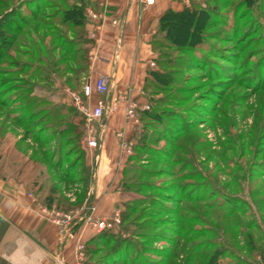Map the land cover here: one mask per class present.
<instances>
[{
    "label": "rangeland",
    "instance_id": "1",
    "mask_svg": "<svg viewBox=\"0 0 264 264\" xmlns=\"http://www.w3.org/2000/svg\"><path fill=\"white\" fill-rule=\"evenodd\" d=\"M92 1L0 0V157L9 166L19 158L31 170L30 148L44 160L54 151L60 176L91 182L84 128L59 130L71 120L61 101L86 64L82 13ZM72 4L78 24L64 20ZM185 5L205 11L206 24L193 45L155 46L152 67L170 81L147 79L150 115L112 212L120 223L93 241V264H200L215 252L217 264H264V0Z\"/></svg>",
    "mask_w": 264,
    "mask_h": 264
},
{
    "label": "crops",
    "instance_id": "2",
    "mask_svg": "<svg viewBox=\"0 0 264 264\" xmlns=\"http://www.w3.org/2000/svg\"><path fill=\"white\" fill-rule=\"evenodd\" d=\"M186 3L93 0L88 4L87 61L82 70H77L78 84L68 88L61 103L71 121L84 128L85 114L67 110L73 107L71 94L80 93L87 81L93 85L99 75L110 78L109 92L102 96L110 110L105 117L92 121L99 131L97 147L82 142L79 145L83 151L81 163L92 180L89 183L84 176H60L56 166L49 169L44 161H32L28 156L31 170L25 161L19 163V158L9 166L0 157V264H54L51 255L56 252L66 264H87L86 247L97 234L89 218L108 216L119 207V176L136 142L134 131L139 125L141 105L145 104L144 83L153 69L150 63L156 58L151 38L159 16L167 8L178 10ZM91 13L96 16L91 17ZM98 98L92 88L85 100L88 110ZM133 101L138 105L137 121L129 125L126 110ZM53 210L76 212L71 234L62 240Z\"/></svg>",
    "mask_w": 264,
    "mask_h": 264
},
{
    "label": "trees",
    "instance_id": "3",
    "mask_svg": "<svg viewBox=\"0 0 264 264\" xmlns=\"http://www.w3.org/2000/svg\"><path fill=\"white\" fill-rule=\"evenodd\" d=\"M205 13L206 12L201 9L190 8L189 6H186V5L178 10L167 8L164 12L160 14L159 19H158L157 30L151 38V47L153 51H155V46L161 47L163 45L162 43H168L169 45L175 46V47L193 45V43H195L201 35V31H200L201 28L204 26V24H206L207 19H206ZM82 14H85V13L83 12ZM82 14H81V8H79L77 4L75 5L72 4L71 7L67 8L66 12L64 13V20L69 21V23L71 22V23L78 24L79 20L76 17ZM86 61H87V57L84 58V62ZM155 63H158L157 57L155 58ZM149 75L155 77V79H158L163 84L170 81L167 74H163V70L152 69ZM147 79L148 78L145 79L144 88H145ZM146 109L147 108L140 109L139 111L140 121L142 120V116L150 115V112H148ZM80 125L81 124L73 123L70 120L65 126H63L62 129L59 130V134H63V132L65 133L67 131H74L77 134L79 128L81 127ZM137 129L138 128H136V130L134 131V137L136 139V142L133 145V148H136L138 146V142L140 140L139 138L140 135L137 134ZM71 139H72L71 137H68L65 142L67 144H71V141H72ZM36 141H40V140L36 139ZM37 153H38L37 151H32V153L28 156V158L32 161H38V159H40V161L42 160L46 161L45 163H47V167L49 169L50 167L56 166V168H59L60 171L64 170L63 166H60V157L56 156V153L54 151L53 152L51 151L50 155L48 156V158H45V160L43 157L45 156L44 151L43 153H41L40 151L41 153L40 158L36 157L38 156ZM57 165L59 167H57ZM126 172H128L127 166L123 168L122 173H126ZM62 176H67V173L66 174L63 173ZM69 177H75V176H69ZM127 210L128 211L131 210L130 206L127 208ZM113 231H114L113 229H105L101 232H97V234L88 241V244L86 247L87 253L89 254L87 264H93L94 261H92L90 257L94 254H97L100 251L98 250L99 248L94 246L93 241H95V243L101 242L102 239L106 236H115ZM101 244H103V241L101 242ZM116 247L117 246H114L113 249ZM113 255L111 256L112 258L110 260H114L118 258L117 254L115 255L113 253ZM207 257L209 260L207 259L205 262H200V264H217L216 252L213 255H209V256L207 255ZM102 259L103 258H101L100 260ZM185 261H188V259H186Z\"/></svg>",
    "mask_w": 264,
    "mask_h": 264
},
{
    "label": "built area",
    "instance_id": "4",
    "mask_svg": "<svg viewBox=\"0 0 264 264\" xmlns=\"http://www.w3.org/2000/svg\"><path fill=\"white\" fill-rule=\"evenodd\" d=\"M143 4H152L154 0H140ZM91 17H95V13L90 14ZM154 65L153 62L150 63ZM92 88L99 95L94 106L88 110L85 100L90 96ZM110 89V78L105 75H99L95 78L93 85L87 81L80 93H72L71 101L73 105L85 114L84 132L81 137V142L88 147H97V135L99 131L92 124L93 120H100L105 117L109 112L110 107L105 103L102 96L106 95ZM138 105L136 102H130L126 110L127 123L133 125L137 121L136 110ZM141 108H147L146 104H142ZM54 220L60 227L61 240L71 234L76 212L75 211H60L53 210ZM89 222L95 228L97 232H101L105 229H114L120 223L119 213L115 211L109 216H103L99 218H89ZM54 264H66L64 259L58 252L51 255Z\"/></svg>",
    "mask_w": 264,
    "mask_h": 264
}]
</instances>
